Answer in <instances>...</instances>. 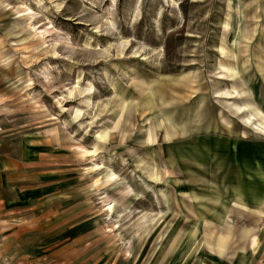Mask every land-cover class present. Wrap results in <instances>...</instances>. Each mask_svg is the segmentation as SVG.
<instances>
[{"label":"rangeland","instance_id":"374dc122","mask_svg":"<svg viewBox=\"0 0 264 264\" xmlns=\"http://www.w3.org/2000/svg\"><path fill=\"white\" fill-rule=\"evenodd\" d=\"M260 64L264 0H0V158L36 148L92 222L55 237L30 198L0 203V264H264L204 142L254 137Z\"/></svg>","mask_w":264,"mask_h":264},{"label":"crops","instance_id":"0c3cea01","mask_svg":"<svg viewBox=\"0 0 264 264\" xmlns=\"http://www.w3.org/2000/svg\"><path fill=\"white\" fill-rule=\"evenodd\" d=\"M261 66L262 64L259 68L255 66L254 80L251 84L254 101L246 102L245 105L263 121L264 75L261 73ZM231 74L232 78L238 75L236 70ZM236 92L238 95L248 93L237 90ZM149 138L152 142V136ZM204 142L208 143L213 155H221L227 161L235 162V165H227L222 171L221 188L229 190L230 194L222 197V206L226 207L225 211L222 208L224 217L221 219L254 222V229L245 228L248 247L252 235H256L257 238L259 236V239L262 237L264 241V135L254 127L252 139L243 136H228L222 139L210 137L204 139ZM28 153L29 156L35 157L31 162L36 159L34 163L37 166L34 167L31 163L27 165L21 160L10 157L0 158V203L4 204L7 211L16 210L25 203L26 198H30L35 210H40L44 216L43 230L55 232V237L85 234L92 226V222L90 218L80 219L78 208L80 203L74 205L71 203L73 196H71L70 181L68 179L52 181L53 171H38L37 167H41V163L37 159L41 161V154H38L37 149L30 148ZM30 167L35 169L31 171ZM25 181H30L31 185L35 186L30 185L29 189L21 188ZM9 191L15 192V196L19 197L17 201L13 195H9ZM213 204L216 205L215 201ZM59 206L62 208L61 211H56ZM194 220L196 221V218ZM193 227L192 224L191 229Z\"/></svg>","mask_w":264,"mask_h":264},{"label":"bare ground","instance_id":"6f19581e","mask_svg":"<svg viewBox=\"0 0 264 264\" xmlns=\"http://www.w3.org/2000/svg\"><path fill=\"white\" fill-rule=\"evenodd\" d=\"M231 8H232V7H231ZM248 103H250V102H248ZM252 105H253V104H252ZM252 105H251V106H252ZM251 106H250V107H251ZM243 108H244L245 110H248V112H249V115H248V117H247V119H246V122L249 123V124H251V125H253L257 131H259L260 133H262V134L264 135V120H263V121H262V120H259L258 116H256L252 111H249L250 108H249L248 106L245 105ZM254 120H256V123H254ZM106 137H107V134L103 137V139H106ZM103 139H102V140H103ZM153 142H154V138H153ZM97 150H98V149L95 148V150L93 151V153L96 154V151H97ZM225 240H226V239H225V236H224V235H221V236H220V240L218 241V245H219V247L222 248V246H223ZM258 242H259V241H258ZM255 245H256V240H253V241H252V248H253Z\"/></svg>","mask_w":264,"mask_h":264}]
</instances>
